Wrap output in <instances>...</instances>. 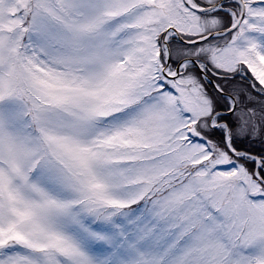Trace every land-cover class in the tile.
Wrapping results in <instances>:
<instances>
[{
	"label": "snow or ice",
	"instance_id": "1",
	"mask_svg": "<svg viewBox=\"0 0 264 264\" xmlns=\"http://www.w3.org/2000/svg\"><path fill=\"white\" fill-rule=\"evenodd\" d=\"M0 264H264V0H0Z\"/></svg>",
	"mask_w": 264,
	"mask_h": 264
}]
</instances>
